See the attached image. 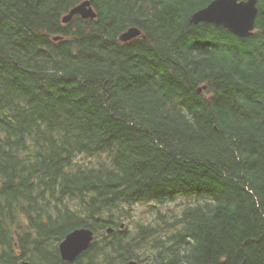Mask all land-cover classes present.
<instances>
[{
	"label": "trees",
	"instance_id": "trees-1",
	"mask_svg": "<svg viewBox=\"0 0 264 264\" xmlns=\"http://www.w3.org/2000/svg\"><path fill=\"white\" fill-rule=\"evenodd\" d=\"M83 1L0 0V264H264V0L247 38L189 23L213 0H88L63 24Z\"/></svg>",
	"mask_w": 264,
	"mask_h": 264
},
{
	"label": "water",
	"instance_id": "water-1",
	"mask_svg": "<svg viewBox=\"0 0 264 264\" xmlns=\"http://www.w3.org/2000/svg\"><path fill=\"white\" fill-rule=\"evenodd\" d=\"M258 15L257 0H213L207 6L195 11L189 18V23H209L224 28L228 33L247 38L255 29V21ZM74 16L82 19H95L96 14L88 0H85L69 10L61 19L63 24L68 23ZM141 36L136 27H130L118 37L120 42H129ZM122 228V226L120 227ZM111 233V230H107ZM94 233L87 228H78L65 235L58 245L61 259L65 262L74 261L84 252L92 242ZM122 264H137L130 260Z\"/></svg>",
	"mask_w": 264,
	"mask_h": 264
},
{
	"label": "rangeland",
	"instance_id": "rangeland-1",
	"mask_svg": "<svg viewBox=\"0 0 264 264\" xmlns=\"http://www.w3.org/2000/svg\"><path fill=\"white\" fill-rule=\"evenodd\" d=\"M182 201L178 200L175 203L167 204L166 206H160L154 208L153 210L146 205L136 204L131 211V218H127L123 223L128 225L130 230L134 229L137 222H142L145 224H151L154 226V217L158 214H165L166 220H171L173 217L177 216L182 209Z\"/></svg>",
	"mask_w": 264,
	"mask_h": 264
},
{
	"label": "bare ground",
	"instance_id": "bare-ground-1",
	"mask_svg": "<svg viewBox=\"0 0 264 264\" xmlns=\"http://www.w3.org/2000/svg\"><path fill=\"white\" fill-rule=\"evenodd\" d=\"M223 30L227 31L226 29L222 28ZM228 32V31H227Z\"/></svg>",
	"mask_w": 264,
	"mask_h": 264
}]
</instances>
